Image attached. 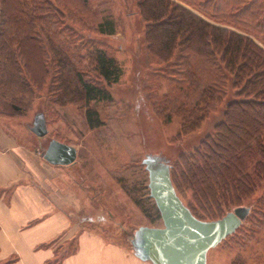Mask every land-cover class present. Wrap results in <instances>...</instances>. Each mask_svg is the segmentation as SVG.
Returning <instances> with one entry per match:
<instances>
[{
    "label": "trees",
    "instance_id": "16d2710c",
    "mask_svg": "<svg viewBox=\"0 0 264 264\" xmlns=\"http://www.w3.org/2000/svg\"><path fill=\"white\" fill-rule=\"evenodd\" d=\"M135 2L146 23L147 54L166 84L157 110L169 121L181 117L185 135L225 106L214 131L171 170L179 196L191 192L188 203L182 200L192 213L219 219L264 184V0ZM98 30L107 32L101 24ZM80 41L52 0H0V112L21 111L46 87L60 105L111 101L104 83L119 82V61ZM82 50L99 82L85 78ZM87 119L91 128L103 124L96 110Z\"/></svg>",
    "mask_w": 264,
    "mask_h": 264
},
{
    "label": "rangeland",
    "instance_id": "374dc122",
    "mask_svg": "<svg viewBox=\"0 0 264 264\" xmlns=\"http://www.w3.org/2000/svg\"><path fill=\"white\" fill-rule=\"evenodd\" d=\"M52 1L63 12L66 26L83 38L81 46H88L91 41L104 47L119 61L123 74L117 83H104L113 96L111 101L60 105L50 97L48 87L37 91L21 105V111L0 112V139L22 147L31 162L36 163L40 178L50 176L55 188L77 196L81 208L78 218L85 228L134 252L131 239L137 229L163 227L155 201L150 199L144 158L148 154L162 156L174 166L183 154L192 152L214 131L223 120L225 106L195 132L180 135L182 118L173 115L169 121L166 114L157 110L166 84L147 54L146 23L135 0ZM100 24L107 32L98 30ZM85 53L82 50L84 76L99 82ZM90 109L98 112L103 122L100 127H90ZM41 112L48 125L44 137L31 131L35 116ZM52 139L77 148L74 164L50 165L43 153ZM182 198L188 203L191 192ZM262 198L264 184L244 201L243 206L250 207L251 213L237 232L208 251V264H264V210L259 203ZM234 209L231 207L230 211Z\"/></svg>",
    "mask_w": 264,
    "mask_h": 264
},
{
    "label": "crops",
    "instance_id": "0c3cea01",
    "mask_svg": "<svg viewBox=\"0 0 264 264\" xmlns=\"http://www.w3.org/2000/svg\"><path fill=\"white\" fill-rule=\"evenodd\" d=\"M1 141L0 264H151L85 228L77 196L40 178L22 147Z\"/></svg>",
    "mask_w": 264,
    "mask_h": 264
},
{
    "label": "water",
    "instance_id": "95a60500",
    "mask_svg": "<svg viewBox=\"0 0 264 264\" xmlns=\"http://www.w3.org/2000/svg\"><path fill=\"white\" fill-rule=\"evenodd\" d=\"M31 131L39 137L48 134L47 119L38 113ZM77 148L52 139L43 157L53 165L68 166L77 160ZM148 172L150 196L160 211L163 227L141 226L131 245L134 254L151 264H208V251L232 235L251 212L239 206L216 220H201L179 196L172 180V165L157 155L143 160Z\"/></svg>",
    "mask_w": 264,
    "mask_h": 264
}]
</instances>
